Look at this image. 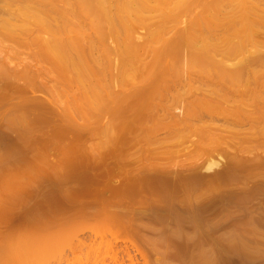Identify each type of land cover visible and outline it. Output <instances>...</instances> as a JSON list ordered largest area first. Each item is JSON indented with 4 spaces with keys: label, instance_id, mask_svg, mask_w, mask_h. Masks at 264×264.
<instances>
[{
    "label": "rangeland",
    "instance_id": "obj_1",
    "mask_svg": "<svg viewBox=\"0 0 264 264\" xmlns=\"http://www.w3.org/2000/svg\"><path fill=\"white\" fill-rule=\"evenodd\" d=\"M187 22L185 20L178 26L180 30L171 29L167 38L170 41L175 39L177 30L180 34ZM263 24L255 34V39L261 44L260 49L253 47L249 51L254 57L264 55ZM91 32L87 31L86 35ZM10 43L4 42L5 46L0 43V60L5 57L6 60L15 50V59L24 63L25 68L35 64L31 57H27L30 49H17ZM172 44L175 45V42L172 41ZM10 45L15 46L14 49H9ZM187 50V47L182 48L184 77L174 81L171 84L173 87L170 85L163 106L156 109V117L163 120L162 124H166L167 128L155 131L150 142L142 139L140 131L132 134L125 132L124 136L122 121L115 123L107 116L101 118L103 114H96L95 118L101 119L94 121V116L91 120L86 114L81 117L77 114L79 110L76 112L74 108L78 116L73 109L75 116L69 114L76 119L73 120L74 125L69 116L73 127L66 123L69 119H63L67 125L58 120L62 119L59 116L62 110L69 113L73 108L72 99L77 103L76 97H82V91L67 82L60 83L62 74L58 81L57 71H53L45 61L38 62L40 70L37 72L41 74L37 73L40 75V82L37 79V83H43V88L39 85L42 89L38 93L42 96L40 101L45 99L47 107L54 102L57 106L71 108L65 110L60 107L57 110L56 106L59 118L55 120L57 114L53 116L41 102L42 109L47 110L54 121L48 116V122L45 119L47 113L41 111L44 115L41 120H47V125L41 121L45 125L41 127L43 133L39 134L42 139L39 136L40 140H34L41 141L40 144L27 143L29 149L24 145L25 149L22 148L26 154L22 151L23 157L11 160L0 158V251L5 250L12 255L14 252L18 257L21 254L19 258L15 255L18 261L25 258L26 253L22 257L23 252H30L29 257L32 252L33 260L27 261L30 264L29 261L33 264L34 260V264H187L194 262L202 251L209 252L216 264H264V135H260L259 125L256 124L263 120L255 122L254 105L244 106L243 115L237 118L233 111L239 99L228 102L214 94L217 87L210 80L197 75L188 78V67L185 66L188 63ZM100 53L98 48L94 56L99 59ZM8 58L11 62V57ZM152 59V54L147 52L141 65L150 63ZM13 62L9 65L17 66V62ZM232 62L235 61L226 64L231 69L237 68L238 65L234 66ZM21 65L18 64L16 71L24 69ZM99 65L104 67L100 60L94 62L95 70L102 69ZM248 68L251 73L257 70L264 75V62H251ZM16 71L10 72L16 74ZM97 81L95 77L90 82L95 84ZM260 90L264 93V87ZM80 99L78 102L81 105L84 101ZM200 100L220 105L223 111L192 118L191 126H185L183 121L188 105ZM262 100V106H256L258 110H264V98ZM74 101L72 104L76 107ZM83 119L90 123L84 124ZM77 121L82 131L79 127L74 128ZM113 123L117 127L111 131L114 141H107L104 131L107 125ZM151 124L149 121L148 125ZM203 124L209 126L207 135L211 140L199 143L193 133ZM261 126L264 127V121ZM100 143L104 147L101 148ZM212 162L219 164L207 168ZM1 164L6 167L2 168ZM232 166H236L237 170L231 175H234L235 181H229L225 176ZM180 180L189 181L191 187H200L201 190L193 188L195 196L188 204L185 198L194 195L193 191L184 196L185 192L178 187L175 193V190L171 192L176 199L173 206L168 207L163 201L166 187H163V182L176 185ZM135 184L139 188L134 187ZM211 184L214 185L213 190L209 188ZM130 186L135 190L129 191ZM196 219L202 224L197 225ZM239 235L246 237L250 252H235L228 248L230 243L240 241ZM18 243L21 250L17 247ZM24 243L27 244L24 247L26 251L22 249ZM6 254H9L5 255L7 259L3 257L6 263L0 257L1 263H21L12 257L15 259L13 262L10 253Z\"/></svg>",
    "mask_w": 264,
    "mask_h": 264
},
{
    "label": "bare ground",
    "instance_id": "obj_2",
    "mask_svg": "<svg viewBox=\"0 0 264 264\" xmlns=\"http://www.w3.org/2000/svg\"><path fill=\"white\" fill-rule=\"evenodd\" d=\"M185 20L188 21L186 28L184 26L180 34L177 30L175 39L172 38L170 41L166 36L167 33L171 29L178 28ZM263 23L264 0H239L238 2L235 0H0V43L11 42L12 45H16L17 49L26 48L28 51L30 49L31 53L26 55L28 59L31 57L35 61L34 68H30L33 67L30 66L27 69L24 63H19L20 61L17 62L15 59L17 57L13 55L15 50L10 51L13 53V56L11 54L8 56L11 57V62L15 60L17 66L22 64L24 67L21 71H16L17 66L12 65V67L15 66L14 70L9 65L11 62L8 61V57L6 60H4L6 57H2L4 59L0 60V158L11 160L20 157L25 149L24 145L27 147V143L40 144L41 141L34 140L37 138L40 140V132L43 133L41 127L45 125L41 121H45L47 125L46 121L49 122V117L51 118L58 112L55 108L58 107V110L60 107L62 109L65 107L57 106V103L54 102L53 104L49 103L50 107H47L45 99L41 98L43 101H40L42 96H39L38 93L42 91L43 83L41 85L37 83L40 79L38 74H41L37 72L40 70L37 64L41 60L47 62L54 69L53 71H57L58 81L62 74L60 83L67 82L66 84L75 85L79 91H82V97L80 94L79 97L84 101V103L81 102L83 107H80V102H78L80 98L77 96L76 99L74 95L77 103L74 99L72 100L76 103V107L80 105V108H76L71 100L73 108L70 107V109L68 106L64 108L65 110L70 109L69 113L60 109L62 115L59 113V116L62 119L58 114L54 116L55 120L56 117L61 121L69 119L66 121L68 126L71 121L70 117L72 118L71 123L75 125L76 119L73 117L75 116L73 112L76 114L78 110L81 112L80 114L77 112L79 116L83 117L86 114L90 116V120L93 116L95 118L96 114L97 116L103 114L104 116L102 115L101 118L107 116L115 123L122 121L121 128L124 133L132 134L140 131L143 133L142 139L150 142L155 131L167 128V125L162 124L163 120L156 117L155 113L158 107L163 106V100L169 92L171 84L184 74V60H182L184 51L182 48L186 47L189 50V53H187L188 50L186 52L188 63L185 60L187 63L185 66L188 67V72L185 70L188 74H185L188 75V78L197 75L210 80L217 87L214 94L222 96L226 101L232 99L234 102L233 99H239L233 111L237 118L243 115L244 106L254 105L256 108V111L253 112L256 114L255 122L257 120L264 121V110H258L256 107L262 106L264 93L258 89L264 87V75L257 70H253L254 72L251 73V69L248 68L251 62H264V55L254 57L255 55L249 53L253 47L256 50L260 49L261 44L255 39V34ZM89 30L92 32L86 35ZM172 41L175 42V45L172 44ZM14 47L10 45L9 49H14ZM96 47L102 52L99 59L94 56V51L98 49ZM98 52L100 51L98 50ZM147 52L152 54L153 59L150 63L141 65L142 57ZM12 59L14 60L12 61ZM97 60H100V64L104 66L99 65L102 69L99 67L95 70L97 67H94V62H98ZM230 61H235L231 64L238 65V67L229 68L227 64ZM30 69H35V73L32 70L34 76ZM10 71H16V74H12ZM95 77L98 81L92 84L90 81ZM107 78L109 81L105 82ZM185 78L187 77L185 76ZM208 100L195 101L188 105L187 116L183 121L185 126H191L192 118H200L203 114L209 115L223 111L222 106ZM41 102H44L43 105L48 108L51 116L47 110L42 109ZM51 105L55 106L51 107ZM42 110L45 111V114L47 113L45 115L47 120H41L44 116L41 114ZM77 114L76 116H78ZM66 115L70 117L67 118ZM183 115L185 114L183 113ZM99 118L96 117L94 121H98ZM85 119H83L84 124L87 122L89 124L90 121ZM73 120L75 121L73 122ZM149 121L152 122L150 126L148 125ZM263 121L256 122L259 125L260 135H264V127L261 126ZM206 125L203 124L194 129L193 137L199 143L211 140V137L207 135L209 126ZM75 127H79L78 121ZM80 127L82 126L80 125ZM113 128H117L114 123L107 125L104 131L107 141L113 140L111 135ZM102 144L99 145L101 148L104 147ZM27 148L29 149V146ZM218 164V162H212L207 168ZM228 170L225 172V176L229 178V181L234 180V175L233 177L231 175L237 171L236 166H232ZM176 183V185H172L169 181L163 182V187L166 186L163 201L168 207L173 206L176 198L171 195V192L175 190V193L178 187L185 192L184 196L190 195L187 192L193 191L191 192L194 195L191 194V197L186 196V200L184 199L188 204L193 201H189L190 198L193 199L195 196L193 188L201 190L200 187H191L189 181L180 180ZM135 186L138 187L136 184ZM212 186L214 185L211 184L209 188L211 189ZM131 188L133 187L130 186L128 190L130 191ZM140 188L142 189V186ZM133 190L131 189V191ZM136 190L139 189L136 188ZM196 223L197 225L202 224L199 219H196ZM242 236L239 235L240 241L230 243L232 245L229 244L228 248L235 252H250L246 237ZM25 245L27 244L24 243L22 246L24 250ZM19 246L18 243L17 247ZM18 249L21 250V247ZM26 249L28 250V248ZM37 250L39 251V249ZM3 251L10 253L9 257L16 259L9 258L10 263V259L18 261L17 258L21 257V254H18L20 255L18 257L14 252L12 255L11 252ZM3 251H0V257L6 263L7 260L5 261L3 257L9 254H4ZM24 253L29 257L30 252H23L22 257H24ZM3 254L4 256H1ZM33 255L31 252V257L26 259L25 256L23 259L20 258L23 261L19 260L18 262L26 264L29 259L33 260ZM5 257L7 259L8 256ZM37 260L36 262H39ZM29 262L32 264V261ZM0 264L4 263L0 262ZM187 264H216V262L210 257L209 252L202 251L194 262Z\"/></svg>",
    "mask_w": 264,
    "mask_h": 264
}]
</instances>
